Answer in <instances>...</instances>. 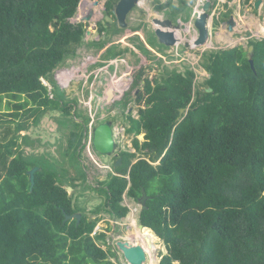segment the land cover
Here are the masks:
<instances>
[{
    "label": "trees",
    "instance_id": "trees-1",
    "mask_svg": "<svg viewBox=\"0 0 264 264\" xmlns=\"http://www.w3.org/2000/svg\"><path fill=\"white\" fill-rule=\"evenodd\" d=\"M79 1L0 0V103L8 97L14 107L0 112V264H113L114 252L98 244L110 228L92 235L97 215L126 217L124 194L137 201L142 187L150 197L140 222L168 250L158 264H264V39L248 43L254 68L241 45L205 53L208 77L195 95L189 69L154 86L146 79V106L125 128L135 150L121 151V164L96 186L104 199L92 215L68 193L65 181L78 184L62 162L24 153L35 143L21 132L57 111L63 153L85 183L90 116L73 112L76 102L49 78L83 40L84 29L70 22ZM64 212L81 219L64 221ZM150 229L142 235L153 243Z\"/></svg>",
    "mask_w": 264,
    "mask_h": 264
},
{
    "label": "flooded vegetation",
    "instance_id": "flooded-vegetation-1",
    "mask_svg": "<svg viewBox=\"0 0 264 264\" xmlns=\"http://www.w3.org/2000/svg\"><path fill=\"white\" fill-rule=\"evenodd\" d=\"M119 1L82 0L71 17L74 25H80L84 29L83 40L77 46L75 55L80 49L83 52L95 51L88 61L87 79L94 75L91 70L98 69L94 75L95 80L103 86L104 82L98 78V74L102 75L109 68H116L112 77L117 81L102 88L101 93L107 100H117L119 108L109 111L110 114H105L109 117L103 116L95 125L110 121L113 126L111 117L120 116L127 119L126 126L123 127L125 130L135 106L138 117L140 108L146 106L144 84L148 78L144 74L145 69L158 65L161 59L166 62L161 55L165 49L172 48L175 51L170 52V62L175 66V63L187 59L182 53L194 51L199 46L203 47L205 53L237 46V35L245 34L239 27L241 15L245 17L242 29H247L244 25L248 24L247 26H257L259 32L256 34L264 32V0H135L126 15V26L119 23L115 12ZM82 6L85 9L78 13ZM157 28L171 32V36H167L169 44L159 40ZM263 32L261 35L264 36ZM150 37L153 38L152 41ZM232 44L234 45L230 47ZM249 45L247 44L246 49ZM123 66L125 74L119 71ZM173 72L184 73L177 70H172L171 73ZM149 81L153 86L156 85L157 76ZM138 82H143V87H138ZM110 88L115 91L108 99ZM118 156L120 155L115 154L112 165Z\"/></svg>",
    "mask_w": 264,
    "mask_h": 264
},
{
    "label": "rangeland",
    "instance_id": "rangeland-1",
    "mask_svg": "<svg viewBox=\"0 0 264 264\" xmlns=\"http://www.w3.org/2000/svg\"><path fill=\"white\" fill-rule=\"evenodd\" d=\"M85 9V6L79 8L78 13H81ZM245 17L241 15L239 26L241 32L245 34L241 36L237 35V43L238 45L244 44L243 47L246 49L247 44L251 39H264V36L261 35L263 32L261 29V33L257 31V26H247L244 25L247 29H242V22ZM70 22H73V18L70 19ZM264 33V32H263ZM255 36V37H253ZM93 38V37H92ZM151 41L152 37L149 38ZM235 44V43H234ZM229 45L230 47L233 46ZM242 46V45H241ZM167 48L166 46H164ZM198 48V49H197ZM194 51L190 50L189 53H182V55L186 56V60L183 62L175 63L177 65L173 66L170 62V52L175 51L172 48H167L161 52V55L164 56L166 62L161 59V62H158V65H151L149 68L145 69V76L149 79L157 76L158 81H162V77L166 76V71L177 70L181 72H185L187 69L192 70L194 72V95L198 90L204 87V82L208 77V73L202 65V62L205 60L203 47L199 46ZM82 51V55L80 52ZM78 50L77 56L69 57L67 60L61 65L58 66L49 76V78L53 79L56 84L62 88L68 99L76 102L75 109L79 113L88 114L90 116L89 126L93 120L94 125L99 122L103 116L109 117L105 114H110L109 111L115 110L118 107L117 100H107L103 97L101 93V89L111 85L113 82L117 81L116 78L113 79L116 68H109L107 71H104L102 75L98 74V78L103 80V86L99 85L98 81L95 80V74L98 69H94L91 72L94 73L89 79H87L89 69H88V61L90 56L93 55L91 50L87 52H83L82 49ZM203 53V55H202ZM119 71L121 73H126V69L120 68ZM113 76V77H112ZM42 82L48 87V90L51 91L52 85L49 80L42 78ZM138 87H143V82H138ZM118 89L119 85L117 86ZM9 98L4 97L0 103V112L7 111L9 108L10 111H14V107L11 103L8 107ZM130 103V102H129ZM128 103V106H129ZM127 106L125 110H127ZM138 111L136 106L133 108L131 113L132 117H137ZM59 116V112L57 111H48L45 113L39 120L36 126H31L27 131H22L21 134H28L31 140H34V146H23L25 154L31 153H45L51 159L60 161L63 163L65 169L67 170L65 173L68 176L76 177L77 184L75 188H72L69 193L74 195L75 202L79 205L84 206L86 208V213L92 215L90 210L94 207L100 205L103 202L104 196L100 194L95 188L100 184V181L106 179V175L108 172H113L112 163L114 160V155L106 156L95 152L92 148V143L90 141V133L89 127L86 137L83 139L84 147L81 151V162L86 171V177L84 180V184L82 185L83 179L80 177L77 168L71 165V160L68 155H64L63 150L65 147V137L62 135L63 132L67 130L65 128L59 129L58 122L56 121V117ZM114 121L112 129H113V138L116 143V151L115 154H119L123 150L134 151L135 149L132 146V137L133 134L127 133L123 127L126 126L127 119L125 117H111ZM82 119L81 117H77V120ZM33 118H29V122L32 123ZM62 134V135H61ZM143 133L138 135L139 141H143ZM140 155V154H138ZM147 158V157H146ZM134 161V160H133ZM155 162L153 164H156ZM62 179H65V176H62ZM65 185L68 186V182L65 181ZM89 185V187H88ZM65 186V187H66ZM80 194V195H79ZM122 203L130 208L129 214L122 219H115L111 215L105 213L104 211H100L97 215L101 217V220L98 222L95 229L99 227L100 232L104 230L108 231V235L105 241H98V244L101 245L105 250H111L114 252L113 256H110V259L113 264H127L123 253L116 246V241L119 239H134L137 242L143 241L142 236L139 238L137 230H139L140 222V214L142 210V205L132 198H129L124 194ZM92 217V216H91ZM152 232V230H151ZM155 235V251L152 250L151 253L147 250L148 254V263L147 264H157L159 263L162 255L167 253V246L164 241L156 235L155 232H152ZM92 235H95L94 232ZM141 235V234H140ZM155 256V258H153Z\"/></svg>",
    "mask_w": 264,
    "mask_h": 264
},
{
    "label": "water",
    "instance_id": "water-1",
    "mask_svg": "<svg viewBox=\"0 0 264 264\" xmlns=\"http://www.w3.org/2000/svg\"><path fill=\"white\" fill-rule=\"evenodd\" d=\"M82 0H80L81 2ZM135 0H120L117 4V7L115 8V12L118 16V21L122 26H126L125 18L128 13V11L133 7V3ZM257 5V3H256ZM156 34L159 37V40L163 43L169 44L167 40V36H171V32L164 30L162 28L156 29ZM247 52L249 54V62L251 64V67L254 68L253 64V45L250 44L247 47ZM211 88H207V91H210ZM114 89L110 88L108 90V99L112 97L114 93ZM187 111V108H180L179 109V120L182 119V114H184ZM92 148L94 151L103 154V155H111L116 150V143L113 138V130L111 127L110 121H105L102 123H99L92 127ZM121 164V156L117 157L114 166H118ZM38 170V166L32 167L28 171L29 176V182H30V190H32L33 185L35 183V172ZM66 189L69 193V191L72 190L70 186H66ZM150 196L146 193V190L144 187L141 188V196L138 198V202L140 205H142V210L147 208V199ZM70 219H76L77 223L81 219L80 213H72L67 214L64 212V221H68ZM91 220V218H89ZM139 228L142 230L145 228V226L141 223L139 225ZM148 242H146V245ZM116 246L118 249L123 253L124 258L127 262V264H147L148 263V254L146 247L143 243L137 242L134 239H119L116 241ZM108 259V258H107Z\"/></svg>",
    "mask_w": 264,
    "mask_h": 264
},
{
    "label": "bare ground",
    "instance_id": "bare-ground-1",
    "mask_svg": "<svg viewBox=\"0 0 264 264\" xmlns=\"http://www.w3.org/2000/svg\"><path fill=\"white\" fill-rule=\"evenodd\" d=\"M145 229V228H144ZM143 230V229H142ZM142 230L139 228V230H137V232L138 233H141V236H142V240L143 241H140L141 243H143L144 245H145V247H146V249L149 251V253H151V251L152 250H154L155 251V248H154V246H155V241L156 240H154V242L153 243H151L150 242V240L148 239V237H143V235H142ZM146 242H148V244L146 245Z\"/></svg>",
    "mask_w": 264,
    "mask_h": 264
},
{
    "label": "clouds",
    "instance_id": "clouds-1",
    "mask_svg": "<svg viewBox=\"0 0 264 264\" xmlns=\"http://www.w3.org/2000/svg\"><path fill=\"white\" fill-rule=\"evenodd\" d=\"M121 91H122V89H121ZM89 124V123H88ZM95 125H93V123H90V126L88 125V127H89V133L91 134L90 135V141L92 142V132H91V130H92V127H94ZM112 127V126H111ZM113 130V129H112ZM116 151V150H115ZM96 152V151H95ZM113 155L115 156V152L113 153ZM120 155V154H119ZM107 156V155H106ZM110 156V155H109ZM119 157V156H118ZM121 162H122V157H121ZM142 211V210H141ZM129 214V213H128ZM125 218V217H124ZM141 224V223H140ZM139 224V225H140ZM145 228H148V227H145ZM100 227H99V230H98V233L97 234H99L100 233ZM150 229V228H149ZM150 230H152V229H150ZM95 231V230H94ZM104 231H106V230H104ZM103 232V231H102ZM152 232H154L153 230H152ZM158 264V263H157Z\"/></svg>",
    "mask_w": 264,
    "mask_h": 264
},
{
    "label": "built area",
    "instance_id": "built-area-1",
    "mask_svg": "<svg viewBox=\"0 0 264 264\" xmlns=\"http://www.w3.org/2000/svg\"><path fill=\"white\" fill-rule=\"evenodd\" d=\"M98 230H99V228L98 229H95L94 234H97L98 233Z\"/></svg>",
    "mask_w": 264,
    "mask_h": 264
},
{
    "label": "crops",
    "instance_id": "crops-1",
    "mask_svg": "<svg viewBox=\"0 0 264 264\" xmlns=\"http://www.w3.org/2000/svg\"><path fill=\"white\" fill-rule=\"evenodd\" d=\"M146 229H149V228H146ZM143 230H144V228H143ZM141 233H138V235H139V238L141 237V235H140ZM153 258H155V256H153Z\"/></svg>",
    "mask_w": 264,
    "mask_h": 264
}]
</instances>
